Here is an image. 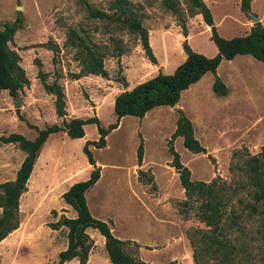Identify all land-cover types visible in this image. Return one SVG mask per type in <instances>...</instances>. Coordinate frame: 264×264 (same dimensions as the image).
<instances>
[{"label": "rangeland", "instance_id": "rangeland-1", "mask_svg": "<svg viewBox=\"0 0 264 264\" xmlns=\"http://www.w3.org/2000/svg\"><path fill=\"white\" fill-rule=\"evenodd\" d=\"M130 1L139 8L156 62L139 36L89 17L87 5L108 11L112 0H0V27L20 16L10 47L18 53L28 78L16 96L0 90V137L15 132L32 139L37 133L27 123L39 128L62 124L55 111L56 96L45 84L61 87L66 115L97 116L107 126L115 121L110 106L116 95L159 71H173L186 56L184 40L202 54L214 47L203 14H191L184 0H179L176 10L166 8L161 0ZM254 1L257 9L264 6V0ZM203 2L224 38L242 36L254 25L252 15H258L251 9L243 13L240 0ZM71 30L90 47H105L104 75H79V47L77 39L70 38ZM246 57L253 62L245 65L243 75L238 73L243 69L240 63L221 70L223 76L233 74L228 95L216 94L206 78L200 87L185 91L175 109L167 106L164 112L166 106H157L144 119L127 115L106 136V147L89 146L102 174L86 193L90 211L115 221L114 233L128 240L125 249L139 262L264 264V207L257 205L253 210L248 205L252 199L245 187L244 167L248 156L264 148V62ZM178 110L192 121L204 153H193L183 146L181 136L172 137ZM85 132L88 139H98L95 124H87ZM140 139L146 145L143 159L160 163L156 180L150 170L138 168ZM171 148L190 170L191 180L209 183L218 178L225 185L229 198L216 226L199 219L196 203H183L185 189L172 166ZM39 154L40 168L28 179L19 199L20 223L0 241V264H57L59 252L67 246V228L52 224L76 212L72 207L61 208L62 183L68 180L54 185L50 177L65 173L69 164L84 166L82 151L77 140L59 131L48 136ZM24 157L18 144L0 140V183L15 178ZM54 161L56 168L48 170ZM85 167L92 170L88 164ZM63 210L67 213L62 214ZM87 232L92 246L85 264H111L104 237L96 229ZM213 237L219 242H213ZM63 264H79V260Z\"/></svg>", "mask_w": 264, "mask_h": 264}, {"label": "trees", "instance_id": "trees-1", "mask_svg": "<svg viewBox=\"0 0 264 264\" xmlns=\"http://www.w3.org/2000/svg\"><path fill=\"white\" fill-rule=\"evenodd\" d=\"M191 14L201 12L205 24L210 27V39L217 48V53L208 57L193 50L187 40L183 42L186 53L185 59L176 66L171 73L159 71L155 76L136 84L132 89L120 92L113 102L115 121L107 126H102L97 116L65 119L66 111L61 87L56 83L45 84V89L56 96L55 111L62 118V124H51L44 128L27 123L36 130V136L32 139L21 133H10L1 136L3 142L18 144L24 151L25 157L17 169L15 178L0 183V241L20 223L19 199L27 190V181L33 170L34 163L40 150L52 133L63 131L69 138H82L85 135L84 125L95 124L98 133L97 140H86L82 146V152L87 161L92 165L89 177L86 180L73 183L63 194L65 203L76 212L74 217L62 216L53 223V228L65 226L67 228V246L58 254L57 264H63L73 258L79 260V264H85L92 240L87 232L88 228L96 229L105 239L104 246L111 264H144L139 262L132 254L126 251L125 243L116 237L109 222L92 215L88 207L85 192L91 188L100 178V168L96 165L90 145L103 148L106 144V136L117 128L123 116L131 115L142 118L149 110L156 106H174L180 99L181 92L197 82L206 72L215 73L221 60L232 59L238 54H249L253 58L264 62V26L258 21L250 28V31L242 36L231 38L222 37L214 23L210 9L203 0H184ZM252 0H240V10L248 14ZM162 4L176 10L179 0H161ZM89 17L102 19L116 24L141 39L142 45L153 62L155 57L149 46L147 31L142 24L138 6L130 0H112L107 10L87 5ZM21 25L20 16L13 21L4 22L0 27V90H6L11 96H16L27 83L28 78L20 65L18 53L10 47V41ZM183 33L187 36V31ZM70 38L77 39L80 56L79 75H104L105 47L93 45L90 47L79 37L76 30L70 31ZM212 90L222 96L227 94L226 84L216 76L212 83ZM179 116L172 137L181 136L183 146L193 153H204L205 147L194 135L191 120L178 110ZM173 156L172 166L179 175L181 186L185 189V205L196 203L197 216L209 226H216L223 217V209L228 200V194L224 191V184L218 182V178L209 183L193 181L190 178V170L181 160L179 153L171 148ZM143 156V142L140 139L137 147V160L141 163ZM264 148L258 155H250L244 162L248 174V185L245 186L252 202L248 205L257 209V205L264 207ZM213 242H219L215 237Z\"/></svg>", "mask_w": 264, "mask_h": 264}, {"label": "crops", "instance_id": "crops-1", "mask_svg": "<svg viewBox=\"0 0 264 264\" xmlns=\"http://www.w3.org/2000/svg\"><path fill=\"white\" fill-rule=\"evenodd\" d=\"M255 1L254 0H252L251 1V11H255L258 15V17H259V22L264 26V6L262 7H260V8H258L257 9V3H254ZM250 31V28L248 29V31L247 32H245L243 35H245V34H247L248 32ZM194 48V47H193ZM192 48V49H193ZM193 50H195V51H201V50H197V49H193ZM217 48H216V46H215V44H214V47H212L211 49H209L208 50V52H205L204 51V54L206 55V56H208V57H212V56H214L216 53H217ZM246 56H251V55H249V54H238V55H236L234 58H232V59H222L221 60V62H220V64L218 65V67H217V69H216V72L215 73H211V72H206L197 82H195V83H193V84H191L190 85V87L189 88H187V89H185V90H183L182 92H181V96H180V99H179V101L176 103V104H179L180 103V101H181V97H182V94L185 92V91H187V90H189L190 88H192V87H200V85H201V82H203L206 78H207V81L209 82V85H211V88H212V83H213V81H214V79H215V77L216 76H218L225 84H226V86L228 85V81H229V79H232V75L233 74H231V75H225V76H223V73H221V70H222V68H224V67H230V66H233L234 64H236V63H240L242 66H243V69H241V70H239L238 71V73L240 74V75H243L244 74V67H245V65H247V64H250L251 62H253V61H251V60H253L251 57H246ZM186 57V56H185ZM251 58V59H250ZM185 59V58H184ZM255 59V58H254ZM255 60H257V59H255ZM176 68V67H175ZM263 70H264V66H263ZM164 72V71H163ZM171 72H173V71H171ZM171 72H169V73H171ZM164 73H167V72H164ZM227 89L229 90V88H228V86H227ZM200 93V92H199ZM226 95H228V92H227V94ZM226 95H222V96H226ZM175 104V105H176ZM175 105L174 106H171L172 108H174L175 107ZM161 106H166L165 107V109L163 110L164 112H167V105H161ZM110 107H113V104H111V106ZM157 107V106H156ZM155 108V107H154ZM176 108V107H175ZM153 109V108H152ZM152 109L151 110H149L141 119H144L146 116H147V114L149 113V112H152ZM184 114V113H183ZM185 115V114H184ZM67 116H69L70 118H72L73 116L72 115H65V119L67 118ZM127 116V115H126ZM179 116V115H178ZM186 116V115H185ZM125 116H123L122 118H124ZM121 118V119H122ZM178 118V117H177ZM177 120V119H176ZM158 122V121H157ZM192 122V121H191ZM87 125V124H86ZM86 125H84V130H85V126ZM158 126V123L155 125V127H157ZM175 127H176V124H175ZM141 129L142 128H144V126H141L140 127ZM193 128H194V126H193ZM116 129V128H115ZM65 133V132H64ZM66 136H67V134H66ZM143 137H144V134H143ZM145 138V137H144ZM197 138V137H196ZM71 139H75V140H77L78 142H79V149L81 148V151H82V146L84 145V143H85V141L86 140H96V139H88V137H87V135H86V132H85V135L82 137V138H71ZM47 143V140L45 141V143L43 144V146H42V148L44 147V145ZM106 145V144H105ZM94 147V146H93ZM104 147H106V146H104ZM143 147H144V145H143ZM41 148V149H42ZM90 148V147H89ZM145 151H146V145H145ZM92 151V150H91ZM144 152V151H143ZM84 155V157H83V155ZM82 154H81V156H82V159L84 160V166H81V167H76V166H73V165H71V164H69V162H67L68 164H69V166H67V170H66V172L65 173H63V174H58L57 176H55V177H50V180L52 181V183L55 185V184H58V183H60L61 181H63V180H68V181H66V182H63L62 183V185H63V188L61 189V196H62V194L73 184V183H75V182H78V181H82V180H86L88 177H89V174H90V170L89 169H87L85 166L88 164L89 166H92L91 164H89L88 163V161H87V158H86V156H85V154L82 152ZM39 156H40V154H39ZM39 156L37 157V159H36V161H35V163H34V166H33V170H32V172H31V175H30V177L34 174V172H35V170L36 169H38V168H40L39 166H40V162H39ZM86 159V160H85ZM49 160H52V156H50L49 157ZM59 164V163H58ZM159 162H157V161H149V160H146V158H144L143 159V156H142V160H141V163H139L138 164V168L140 169V170H144V171H148V170H150V172L154 175V179L156 180V173H157V171L159 170ZM54 168H56V161H54V162H51L50 163V165H49V167L47 168L48 170H51V169H54ZM46 174H47V172H46ZM70 175H72V177H70V179L68 178V176H70ZM102 175V174H101ZM100 175V178L97 180V182L95 183V184H97V183H99V181H100V179H101V176ZM30 177H29V180H30ZM94 184V185H95ZM93 185V186H94ZM92 186V187H93ZM90 189V188H89ZM88 192V190L85 192V196H86V193ZM62 200H63V198H62ZM86 201H87V196H86ZM63 202H64V200H63ZM61 203L62 205H61V208H63V209H65V210H68V208L70 207L71 208V206L70 205H68L67 203ZM88 204V203H87ZM88 207H89V205H88ZM90 209V208H89ZM91 212V211H90ZM62 214H65V213H67V211H62L61 212ZM93 215V214H92ZM74 216H76V213H74L73 215H72V217H74ZM94 216V215H93ZM96 217V216H95ZM98 218V217H97ZM99 219H102V220H105V221H107V222H109V224H110V226H111V230H112V232H113V234L116 236V237H118V238H120V239H122V240H124L125 239V237H123V236H121V235H118V234H115L114 232H115V228H114V223H115V221H113V223L111 222V221H109L108 220V218H105V217H101V218H99Z\"/></svg>", "mask_w": 264, "mask_h": 264}, {"label": "water", "instance_id": "water-1", "mask_svg": "<svg viewBox=\"0 0 264 264\" xmlns=\"http://www.w3.org/2000/svg\"><path fill=\"white\" fill-rule=\"evenodd\" d=\"M252 21L255 23V22H258L259 21V17L255 14L252 15ZM175 109V107H174Z\"/></svg>", "mask_w": 264, "mask_h": 264}]
</instances>
